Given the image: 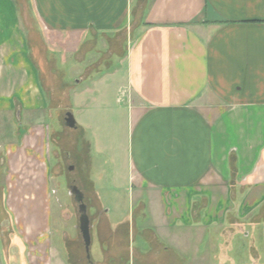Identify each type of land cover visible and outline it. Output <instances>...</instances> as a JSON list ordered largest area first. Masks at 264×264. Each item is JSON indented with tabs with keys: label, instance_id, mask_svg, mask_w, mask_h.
<instances>
[{
	"label": "crops",
	"instance_id": "obj_1",
	"mask_svg": "<svg viewBox=\"0 0 264 264\" xmlns=\"http://www.w3.org/2000/svg\"><path fill=\"white\" fill-rule=\"evenodd\" d=\"M23 6L0 0V264H82L79 247L87 264H264V0ZM100 50L107 57H89ZM113 57L123 68L105 80L113 101L103 93L90 105L77 86ZM50 76L67 89L65 107L125 117L120 169L107 158L109 206L87 170L99 211L88 254L82 237L72 249L52 239Z\"/></svg>",
	"mask_w": 264,
	"mask_h": 264
},
{
	"label": "rangeland",
	"instance_id": "obj_2",
	"mask_svg": "<svg viewBox=\"0 0 264 264\" xmlns=\"http://www.w3.org/2000/svg\"><path fill=\"white\" fill-rule=\"evenodd\" d=\"M19 1L24 8V0ZM33 40L35 47L38 49L37 60L39 62V60L44 58V51L39 42V37L33 36ZM121 42L122 40L118 38L117 41L113 43L114 49H119ZM118 52L120 51L118 50ZM89 57L93 60L94 57H96V60H99V58L104 59L107 57V53L105 54V50H100V53L93 52L92 55L89 54ZM118 62V59L113 57L109 60L108 66L102 64V66L98 68H91L88 73L91 79L79 85L74 83L77 80L74 81L73 71L71 72L72 67L68 65L63 68V71L67 73L63 79V83L68 85L67 87H69L70 93L72 88L78 85L77 92L81 93V98L86 97L90 105L94 104L95 101L99 99V95L103 93L106 95L107 101L111 102L113 101L115 86L114 84L111 85L110 83H106L107 81L105 80H109L111 72L118 70L113 69L115 66H118ZM88 65L89 64L85 63V66ZM119 70L122 71L123 68ZM119 74L115 75L118 76ZM48 78L47 82H45V86L49 90L48 93L51 104L52 107H54L52 116L48 122V125L51 127L49 163L51 166L50 186L52 191V239L54 245L57 247V245H62L61 236L65 237L66 246L68 249H72L74 245L73 239H75V237L80 239L81 236L78 230V206L74 202L73 197L70 196L69 188L71 185H76L84 193V203L87 206L90 224H93L96 217L99 215V211H94L93 208L97 206L98 201L96 196L91 192V185L87 173L90 172V174L94 176L97 189H105L101 194L102 202H104V204L112 203V195L110 194L111 187L110 184L108 185L109 179L107 178V174L109 173L108 170H110L107 158L110 155H118V168L120 169L123 163V157L126 155L125 117L120 112L114 113V115L111 116L109 113L102 112L90 114L87 111L88 114H86V111L79 113V108L77 106H74L72 110L68 106L65 107L64 105L66 104L65 101L67 97L66 87H63L57 77L50 76ZM99 79L101 80L98 81ZM91 86V90H94V92H85V90ZM66 112H70L75 121H84V133L79 130L70 129L64 125ZM82 138L91 143L90 157L92 162L89 164V167H87L88 147L86 146V141H83ZM70 167H73V169L69 170ZM99 172L103 174L101 178H97ZM107 194L108 196L106 197ZM123 205H127L125 200L123 201ZM107 206H109V204ZM109 239L113 240L117 251L125 250L126 236H124V234L116 233L109 237ZM79 252L82 259L81 263L87 264L85 252H83L80 247ZM90 252H92L93 255L97 253V245L95 242Z\"/></svg>",
	"mask_w": 264,
	"mask_h": 264
},
{
	"label": "water",
	"instance_id": "obj_3",
	"mask_svg": "<svg viewBox=\"0 0 264 264\" xmlns=\"http://www.w3.org/2000/svg\"><path fill=\"white\" fill-rule=\"evenodd\" d=\"M64 121V125L66 127L70 129L76 128V121L74 120V117L70 112L66 113ZM72 169L73 167L69 168V170ZM69 194L73 197L74 202L78 206V228L84 243L85 251L88 254L90 246V221L87 214V207L84 203V195L76 185L70 186Z\"/></svg>",
	"mask_w": 264,
	"mask_h": 264
},
{
	"label": "flooded vegetation",
	"instance_id": "obj_4",
	"mask_svg": "<svg viewBox=\"0 0 264 264\" xmlns=\"http://www.w3.org/2000/svg\"><path fill=\"white\" fill-rule=\"evenodd\" d=\"M67 113V112H66ZM66 113H65V115H66ZM64 119H65V117H64ZM65 122V121H64ZM72 186V185H71Z\"/></svg>",
	"mask_w": 264,
	"mask_h": 264
}]
</instances>
